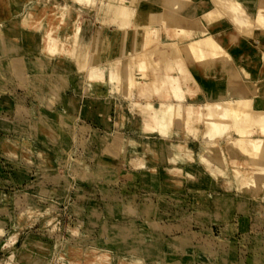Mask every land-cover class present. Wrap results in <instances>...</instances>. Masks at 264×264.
I'll return each mask as SVG.
<instances>
[{"label": "rangeland", "instance_id": "obj_1", "mask_svg": "<svg viewBox=\"0 0 264 264\" xmlns=\"http://www.w3.org/2000/svg\"><path fill=\"white\" fill-rule=\"evenodd\" d=\"M101 1L0 0L2 25L29 7L36 13L18 49L0 47V264H264V193L207 178L211 171L187 159L190 152H161L160 122L134 103L159 102L155 90L91 83V67L63 54L68 21L50 34L48 13L58 3L79 25L78 38H67L78 50ZM36 52L65 57L68 83L56 89V79L35 78ZM167 123L169 138L185 140L195 157L209 134L226 130L201 122L196 135L185 115ZM119 136L147 138L154 148L137 152ZM145 244L159 245L155 259Z\"/></svg>", "mask_w": 264, "mask_h": 264}, {"label": "bare ground", "instance_id": "obj_2", "mask_svg": "<svg viewBox=\"0 0 264 264\" xmlns=\"http://www.w3.org/2000/svg\"><path fill=\"white\" fill-rule=\"evenodd\" d=\"M159 6L165 10L160 17L156 14ZM102 8L118 24L117 32L110 37L105 33L99 53L88 51L84 55L83 64L92 69L91 83L108 81L115 89L124 83L129 91L132 85L139 86L140 90L151 86L159 102L134 103L152 121L160 122L161 152L167 147L178 155L192 153L185 140L169 138L170 129H164L169 126L167 122L185 115V120L193 123L192 131L196 135L201 134V122H207L208 126L213 121L218 126L225 124L224 132L208 135L197 157L188 153L185 157L196 158L206 166L213 174H206L207 178L224 179L249 196L264 193V75H261L264 43L253 38L264 34V0H105ZM146 15L149 17L143 18ZM35 16L29 7L24 15H12L4 25L0 23L1 49L7 48L6 53L18 49ZM47 19L50 34L56 35H60L61 23L68 21L62 53L75 59L77 50L68 44L67 38L77 39L80 28L69 15V9L55 3ZM216 19L219 22L215 23ZM232 24L234 29L228 28ZM241 34L246 37H240ZM113 38L119 41L117 46L112 45ZM228 39L233 42L229 43ZM233 49L236 52H231ZM51 55L36 52L29 55V60L31 68L38 70L35 78L49 82L56 79L52 87L59 89L68 83L63 71L72 66L65 57ZM204 89L208 90L209 97L203 94ZM108 110L109 105L104 103L102 115ZM223 136H226L224 140ZM126 138L119 136L117 140L121 144L124 139L131 142L137 152L154 148V141L148 142L147 138ZM107 150L117 152L109 146ZM200 177L204 179L202 174ZM158 247V244H145L143 248L149 258L155 259Z\"/></svg>", "mask_w": 264, "mask_h": 264}, {"label": "crops", "instance_id": "obj_3", "mask_svg": "<svg viewBox=\"0 0 264 264\" xmlns=\"http://www.w3.org/2000/svg\"><path fill=\"white\" fill-rule=\"evenodd\" d=\"M103 5H104V1H101V3H99V7L97 11L95 12L91 25L86 30L87 34L85 35L83 33L80 36L79 49L77 50V54H78V61L82 65H84L83 64V60L85 58L84 55L88 54V51L95 52L96 54L100 52V49L103 46V36L105 35V33H109L107 36L110 37L111 34H114L117 32L116 26L118 24L113 20V18H111V16L107 15L106 11H103V8H102ZM159 7L157 8L158 11L156 10V14L160 17L163 10H162V7L161 9ZM163 12H165V10ZM148 17L146 15L143 18H148ZM257 39L260 43H264V34L259 33L257 35ZM111 43L112 45L117 46L119 44V41L113 38L111 40ZM77 54H76V57H77ZM203 94L206 97H209L208 96L209 92L207 89L203 90ZM189 99L190 98H188V100ZM80 115L82 119L86 117L84 112H81Z\"/></svg>", "mask_w": 264, "mask_h": 264}]
</instances>
